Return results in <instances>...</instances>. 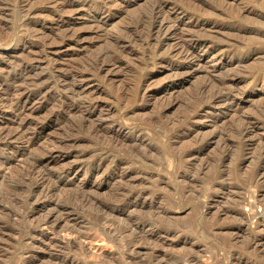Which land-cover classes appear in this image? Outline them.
Here are the masks:
<instances>
[{
    "label": "rangeland",
    "instance_id": "374dc122",
    "mask_svg": "<svg viewBox=\"0 0 264 264\" xmlns=\"http://www.w3.org/2000/svg\"><path fill=\"white\" fill-rule=\"evenodd\" d=\"M154 1L0 0V264H264V176L249 172L264 117L253 138L228 133L264 108V0H160L162 31L133 28ZM187 28L206 42L194 59ZM21 62L43 77L25 83ZM64 73L83 75L89 119ZM222 80L231 104L209 100Z\"/></svg>",
    "mask_w": 264,
    "mask_h": 264
},
{
    "label": "bare ground",
    "instance_id": "6f19581e",
    "mask_svg": "<svg viewBox=\"0 0 264 264\" xmlns=\"http://www.w3.org/2000/svg\"><path fill=\"white\" fill-rule=\"evenodd\" d=\"M55 2H58V0H54ZM61 1V3H62V7L63 8H71V7H73L74 5H75V3H78L80 0H60ZM95 1V0H94ZM51 3V2H50ZM59 4V3H58ZM96 4V3H95ZM105 4V0H99V3H98V5H97V7L99 6V7H101V5H104ZM60 5V4H59ZM95 6V5H94ZM60 7V6H59ZM104 7V6H103ZM162 7H163V5H162V2L160 1V0H155L153 3H152V5H151V8H150V10H149V12H147L146 13V15H142V16H140L138 19H137V21H136V24L133 26V28L135 27V29H136V27H137V25H144L145 24V22L147 21V29L146 30H148V31H152V29H155V32L156 33H159L160 31H162V28H163V26H164V24H162L163 22H158V24L156 25V26H154V21H155V19H156V17L158 16V14L160 13V12H162ZM64 11H65V9H64ZM247 11V10H246ZM156 21H157V19H156ZM166 21L168 22V24H166L167 26L166 27H168L170 24L169 23H172L171 22V20H169V19H166ZM172 25V24H171ZM139 27H141V26H139ZM166 27H164V28H166ZM169 28V27H168ZM187 30V36H185V38H184V41L183 42H181L180 43V51L182 52V54L184 55L183 56V58H185V59H194V58H197V56H198V54H197V52L201 49H203V48H205V43L203 42V41H200V40H194L193 39V37H194V35H193V33H192V31H193V29H191L192 31H190L188 28L186 29ZM147 31V32H148ZM194 32V31H193ZM256 36L257 37H259V38H261V37H264V31H258V32H256ZM0 37H1V35H0ZM63 38V37H62ZM198 38V37H197ZM1 39V38H0ZM196 39V38H195ZM200 39V38H199ZM204 39V38H203ZM116 44H117V42H116ZM206 46H207V44H206ZM122 54H123V51L121 50V49H116V50H113L112 52H108V51H105L104 53H102L101 55H97V56H95L92 60H91V62H90V64L89 65H86L85 67H86V69L87 70H100V69H102L103 68V64H102V62H103V59H107L106 60V63H110V64H112V65H116V64H118V62H120V60H121V58H122ZM184 60V59H183ZM22 63V62H21ZM20 66H19V70H20V72H19V75L20 76H18V77H20L21 79H23L24 80V82L26 83V80H28L29 81V79H30V77L31 76H33V78L37 81V80H39L40 78H42L43 76L40 74V73H36V74H34V75H32L31 73H33L32 72V70H33V68H34V65L32 64V63H30V62H26V63H22V64H19ZM105 65V64H104ZM66 72H67V70H66ZM71 72V71H70ZM78 74V73H77ZM76 73H73V74H71V73H64L62 76H60L61 77V81H62V83H63V85L64 86H69V89H70V92H72V93H75V94H77V98L79 99V101H80V103L81 104H84L85 105V112H86V117L88 118V117H90L91 116V114L92 113H94L97 109H99L98 108V104L96 103V102H94V101H92L90 98H86V99H83L82 97H80V95H79V91L78 90H80V88H78V84L77 83H79V82H81L82 80H83V75H77ZM33 80V79H32ZM223 81V80H222ZM229 80H227V82H228ZM235 81H237V80H235ZM24 82H22V83H24ZM35 82V81H34ZM227 82H218V84L217 85H215L216 86V88H215V90H213L211 93H210V95H209V100L210 99H216V100H221V101H223L222 103H227V104H231L232 102H233V100H234V98L236 97V95L237 94H235L236 92H232V90H230V89H232V83L231 84H228ZM18 83V82H17ZM20 83V86L22 85V83L21 82H19ZM29 83V82H28ZM37 83V82H36ZM73 83V84H72ZM23 85H25V84H23ZM27 85V84H26ZM32 85V84H31ZM34 85H36V84H34ZM81 85V84H80ZM209 84H207V86H208ZM37 86V85H36ZM206 85H205V87H207ZM232 86V87H231ZM19 87V86H18ZM26 87V86H25ZM35 87V86H34ZM204 87V86H203ZM203 87H201L199 90H200V93H201V90H202V88ZM16 89V88H15ZM222 89H226L227 90V92H221V90ZM21 93V92H20ZM16 94V93H15ZM19 94V93H18ZM202 94V93H201ZM239 95H241V93L239 94ZM87 97V96H86ZM240 97V96H239ZM76 98V97H75ZM19 100V99H18ZM26 100V99H25ZM74 100V99H73ZM77 100V99H76ZM15 104V103H14ZM25 102L21 105V103H20V106H18L20 109H21V111L23 110V109H25ZM100 107V106H99ZM226 107H227V105H226ZM15 108V107H14ZM18 108V109H19ZM65 108V107H64ZM71 108V107H70ZM16 109V108H15ZM19 109V110H20ZM34 109V108H33ZM68 109V108H67ZM84 113V112H83ZM20 115V114H19ZM83 116V115H82ZM259 116V117H258ZM238 117V121H237V125H235V128H233V130H230V131H228V133H233V135H235L234 137H235V139H236V141L239 143V142H241L240 140H242V139H244V138H250V137H252L253 136V134L254 133H256L255 131H256V129H257V126L255 127L254 125H251L253 122L252 121H254V120H258V119H260V121H261V118L262 117H264V108H261L260 110H259V112H258V115H254V114H249V115H245V116H237ZM82 118V117H81ZM84 118H85V115H84ZM83 119V118H82ZM89 119V118H88ZM81 120V119H80ZM262 120H264V118H262ZM82 121V120H81ZM81 123H83V122H81ZM80 123V124H81ZM42 125H43V123L39 126L40 128H42ZM93 125V124H92ZM82 126V125H81ZM91 127V130L92 131H97V130H101V126L100 125H97V124H94L93 126H90ZM90 127H89V129H90ZM34 129V128H33ZM41 131V130H40ZM8 132V131H7ZM9 133V132H8ZM175 133V131L173 132V134ZM220 134V133H219ZM223 134V133H222ZM2 135V132H0V136ZM214 135V134H213ZM218 134H216V135H214V136H210V138H208L207 140L205 139V138H202L201 140H200V143H210L211 141H213L214 140V138L217 136ZM255 135V134H254ZM220 136V135H219ZM217 138H218V136H217ZM222 139H223V137H221ZM253 138V137H252ZM256 138V137H255ZM0 139H2V136L0 137ZM261 140V139H260ZM258 142L259 141V138H257V139H255L254 140V142ZM262 141V140H261ZM261 141H260V145H261V147H259L257 150H258V152H257V150L255 151V152H257L256 154H254V159L252 160V161H254L252 164H253V166L251 167V169L249 170V172H252L251 174H253L256 178H258V176H264V173H261V172H264V169H262L261 168V166L262 165H264V144H262V143H264V142H262L261 143ZM197 143V142H196ZM222 143H224V147H225V150H224V155H223V157L222 158H229L230 157V153H231V151H232V149H233V147H235L234 146V144L233 143H231V142H226V140H224ZM259 143V142H258ZM257 144V143H256ZM255 144V145H256ZM259 146V145H258ZM193 153H194V148H184L183 150H181L180 152H179V155H177V157H178V159L180 158V159H184L185 157H188V156H191V155H193ZM251 155H253V153L251 154ZM221 157V156H220ZM220 157H217V158H220ZM216 158V159H217ZM179 159V160H180ZM39 160V159H38ZM181 160V161H182ZM221 160V159H220ZM218 161V160H217ZM216 161V162H217ZM36 162V161H35ZM36 164V163H35ZM34 164V165H35ZM37 164H42L41 163V161L40 162H38ZM36 164V165H37ZM83 167H85V165H82ZM82 166H79L78 168H82L83 169V167ZM94 166V165H93ZM38 167V166H37ZM99 167V165H96L95 166V168L97 169ZM70 168H72V166L71 165H69V167H66V168H64L63 170H61V174L62 173H66V171L68 170V169H70ZM34 169V168H33ZM85 170H89L90 169V167H86V168H84ZM189 171V169H186V170H184V172H188ZM86 172V171H85ZM262 178V177H261ZM39 182V181H38ZM59 182V178H57L56 179V181H55V184H59L58 183ZM46 183H48V182H45V181H42V182H40V183H35V186H36V188L34 187L33 188V190L32 191H37V190H40L41 191V195L40 196H38L39 198V200L40 199H43V197L46 195V194H48L51 190H50V188L46 185ZM51 186V185H50ZM57 187V186H56ZM39 188H42V190L41 189H39ZM133 191V190H132ZM31 193V192H30ZM34 193V192H33ZM126 194V193H125ZM134 195V194H133ZM37 197V196H36ZM38 200V201H39ZM44 200V199H43ZM43 200L42 201H40V204H43ZM48 203V202H47ZM51 205H56V204H54V202L53 201H51ZM56 203V202H55ZM48 204H50V203H48ZM117 205V204H116ZM128 205V204H127ZM55 207V206H54ZM109 207V206H108ZM121 207V206H120ZM110 208V207H109ZM113 208H114V206H113ZM118 208V207H117ZM116 208V209H117ZM57 209V208H56ZM119 209V208H118ZM107 210V209H106ZM48 222V217L46 216V217H44V219H43V223H47ZM142 222V221H141ZM130 225L132 226V227H134L135 228V225L134 224H131L130 223ZM127 227H129V226H127Z\"/></svg>",
    "mask_w": 264,
    "mask_h": 264
}]
</instances>
